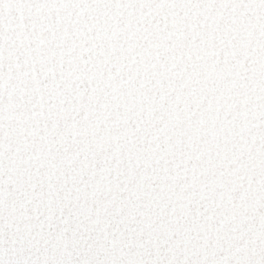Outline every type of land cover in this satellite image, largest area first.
Masks as SVG:
<instances>
[{
	"label": "snow or ice",
	"instance_id": "obj_1",
	"mask_svg": "<svg viewBox=\"0 0 264 264\" xmlns=\"http://www.w3.org/2000/svg\"><path fill=\"white\" fill-rule=\"evenodd\" d=\"M0 264H264V0H0Z\"/></svg>",
	"mask_w": 264,
	"mask_h": 264
}]
</instances>
